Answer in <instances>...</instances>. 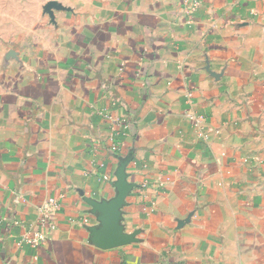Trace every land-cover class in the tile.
I'll use <instances>...</instances> for the list:
<instances>
[{
  "label": "crops",
  "instance_id": "0c3cea01",
  "mask_svg": "<svg viewBox=\"0 0 264 264\" xmlns=\"http://www.w3.org/2000/svg\"><path fill=\"white\" fill-rule=\"evenodd\" d=\"M52 1L0 96V264H264V0Z\"/></svg>",
  "mask_w": 264,
  "mask_h": 264
},
{
  "label": "rangeland",
  "instance_id": "374dc122",
  "mask_svg": "<svg viewBox=\"0 0 264 264\" xmlns=\"http://www.w3.org/2000/svg\"><path fill=\"white\" fill-rule=\"evenodd\" d=\"M54 4L52 0H0V96L8 89L10 78L17 79L20 72L34 76L28 68L34 67L41 58V50L47 51L53 46L49 33H44V38L39 37V30L40 26H46L45 15L55 10ZM48 26L55 29L56 23H48ZM53 43L57 45L55 39ZM256 44L264 46V38L256 40ZM252 56L259 57L264 64L261 52L256 51ZM259 104L264 109V100ZM261 123L264 126V117Z\"/></svg>",
  "mask_w": 264,
  "mask_h": 264
},
{
  "label": "built area",
  "instance_id": "2783aa9c",
  "mask_svg": "<svg viewBox=\"0 0 264 264\" xmlns=\"http://www.w3.org/2000/svg\"><path fill=\"white\" fill-rule=\"evenodd\" d=\"M190 5L193 8H196L198 6V0H188ZM191 95L188 94V97ZM112 106H116V101H113ZM187 119L193 123L199 130H201L202 126L204 125L206 119L202 115H195L193 113H189L186 115ZM108 122L111 126L114 125H121L123 123L122 120H120L118 117L113 116V115H107ZM200 136L202 135L199 132ZM109 140L111 141V146H110V151L111 152H117L119 147L116 143H114L113 136L110 135ZM103 167V165H101ZM101 180L103 181H109V177L106 176H101ZM61 203L58 199L56 198H49L46 202H44L38 209L39 212V220H38V226L40 231H37L30 237L27 242L29 245L32 247H39L41 246L45 240H46V235H45V229H54V224L52 223V216L54 212H57L60 209Z\"/></svg>",
  "mask_w": 264,
  "mask_h": 264
}]
</instances>
